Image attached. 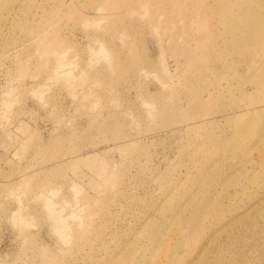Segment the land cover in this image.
<instances>
[{"label": "rangeland", "instance_id": "obj_1", "mask_svg": "<svg viewBox=\"0 0 264 264\" xmlns=\"http://www.w3.org/2000/svg\"><path fill=\"white\" fill-rule=\"evenodd\" d=\"M0 264H264V0H0Z\"/></svg>", "mask_w": 264, "mask_h": 264}, {"label": "bare ground", "instance_id": "obj_2", "mask_svg": "<svg viewBox=\"0 0 264 264\" xmlns=\"http://www.w3.org/2000/svg\"><path fill=\"white\" fill-rule=\"evenodd\" d=\"M152 1V0H151ZM154 1V0H153ZM171 6L173 5V2L170 4Z\"/></svg>", "mask_w": 264, "mask_h": 264}]
</instances>
